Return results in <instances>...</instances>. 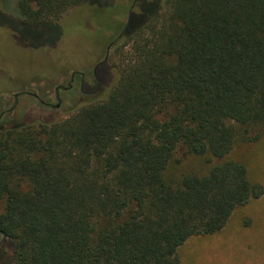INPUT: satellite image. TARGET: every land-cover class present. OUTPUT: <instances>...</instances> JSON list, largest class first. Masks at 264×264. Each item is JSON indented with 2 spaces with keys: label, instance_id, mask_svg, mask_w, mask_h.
<instances>
[{
  "label": "trees",
  "instance_id": "obj_1",
  "mask_svg": "<svg viewBox=\"0 0 264 264\" xmlns=\"http://www.w3.org/2000/svg\"><path fill=\"white\" fill-rule=\"evenodd\" d=\"M92 1L17 0L18 19L0 26L53 47L56 20ZM141 4L112 25L110 86L95 71L96 96L80 72L85 104L54 122L0 127L8 264H181L189 237L220 231L264 193L228 157V122L264 128V0ZM47 27L50 41L22 34ZM177 148L202 169L169 173Z\"/></svg>",
  "mask_w": 264,
  "mask_h": 264
},
{
  "label": "rangeland",
  "instance_id": "obj_2",
  "mask_svg": "<svg viewBox=\"0 0 264 264\" xmlns=\"http://www.w3.org/2000/svg\"><path fill=\"white\" fill-rule=\"evenodd\" d=\"M16 1L0 0V22L7 16L18 19ZM155 1L163 2L94 0L72 7L55 22L63 33L53 47L28 46L14 31L0 26V127L54 122L89 100L83 89L99 95L102 89L94 86L95 71L103 86H110L117 77L112 65L115 45L110 42L117 31L112 25L125 22L130 12H140L142 2L149 10L151 5L146 4ZM22 34L36 44L51 40L48 27L26 28ZM80 72L86 77L83 89ZM228 123L237 132L228 157L242 162L249 179L264 188V128ZM170 166L169 173L175 174L203 167L200 159L182 148L176 149ZM3 208L0 200V212ZM177 254L181 264H264V193L237 207L220 231L189 237ZM10 255V243L0 235V264H8Z\"/></svg>",
  "mask_w": 264,
  "mask_h": 264
}]
</instances>
